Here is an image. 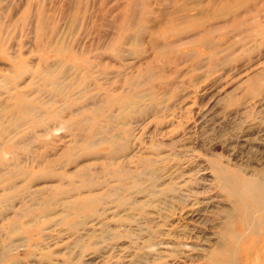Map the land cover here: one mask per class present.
<instances>
[{"label": "rangeland", "instance_id": "obj_1", "mask_svg": "<svg viewBox=\"0 0 264 264\" xmlns=\"http://www.w3.org/2000/svg\"><path fill=\"white\" fill-rule=\"evenodd\" d=\"M0 264H264V0H0Z\"/></svg>", "mask_w": 264, "mask_h": 264}]
</instances>
